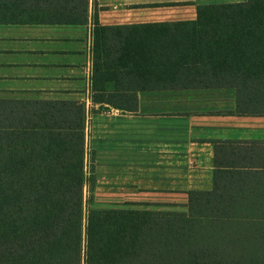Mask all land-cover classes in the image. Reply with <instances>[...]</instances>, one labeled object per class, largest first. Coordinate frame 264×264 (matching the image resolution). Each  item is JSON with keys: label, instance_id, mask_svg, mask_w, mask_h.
Masks as SVG:
<instances>
[{"label": "trees", "instance_id": "16d2710c", "mask_svg": "<svg viewBox=\"0 0 264 264\" xmlns=\"http://www.w3.org/2000/svg\"><path fill=\"white\" fill-rule=\"evenodd\" d=\"M86 3L0 0V23L79 22ZM93 28L118 89L232 86L264 112V0ZM83 120L75 100L0 97V264H264V187L190 190L186 210L85 209Z\"/></svg>", "mask_w": 264, "mask_h": 264}, {"label": "crops", "instance_id": "0c3cea01", "mask_svg": "<svg viewBox=\"0 0 264 264\" xmlns=\"http://www.w3.org/2000/svg\"><path fill=\"white\" fill-rule=\"evenodd\" d=\"M236 1L87 0L83 21L0 23V97L82 104L94 207L186 210L190 190L264 187V112L241 110L232 86L118 89L94 44L95 23L193 19L198 4Z\"/></svg>", "mask_w": 264, "mask_h": 264}, {"label": "rangeland", "instance_id": "374dc122", "mask_svg": "<svg viewBox=\"0 0 264 264\" xmlns=\"http://www.w3.org/2000/svg\"><path fill=\"white\" fill-rule=\"evenodd\" d=\"M85 172H86V176H87V180L86 183L84 185V191H83V204H84V208L87 209L89 207H94V202L98 201L99 202V197H101V194H99L98 192V188L95 189L94 185L92 184V177L89 174V170H88V163H86L85 165ZM89 177V178H88ZM97 208V207H94Z\"/></svg>", "mask_w": 264, "mask_h": 264}]
</instances>
